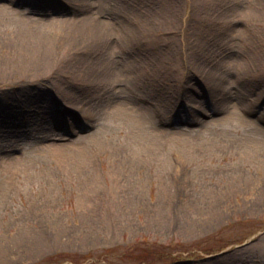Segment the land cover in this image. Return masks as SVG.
<instances>
[{"label":"rangeland","instance_id":"rangeland-1","mask_svg":"<svg viewBox=\"0 0 264 264\" xmlns=\"http://www.w3.org/2000/svg\"><path fill=\"white\" fill-rule=\"evenodd\" d=\"M68 1L0 0V63L12 61L25 31L52 41L65 67L112 63L117 79L99 75L86 89L79 80L64 89L54 77L0 83L12 110L23 96L36 100L24 121L0 127V264H264V204L254 203L264 187V0ZM81 12L153 37L124 54L116 44L98 55L100 42L84 43L66 63L61 25ZM106 36L112 45L116 36ZM132 59L146 67L126 82L118 69ZM194 64L205 72H188ZM208 67L223 77L220 90L204 85ZM110 99L137 101L162 129L157 160L133 120L108 111ZM63 101L82 126L58 139ZM118 168L133 173L140 206L115 209L111 194H88L92 170L107 183ZM243 179L259 189H238Z\"/></svg>","mask_w":264,"mask_h":264},{"label":"bare ground","instance_id":"bare-ground-1","mask_svg":"<svg viewBox=\"0 0 264 264\" xmlns=\"http://www.w3.org/2000/svg\"><path fill=\"white\" fill-rule=\"evenodd\" d=\"M77 1L80 5L81 0H69L68 2ZM82 6V5H81ZM64 26L61 30L64 34L63 40V51L67 52L68 59L66 61L69 62L70 57L74 54V48H77L80 45H83L84 43L91 44L92 41L96 40L98 43L100 42L101 46L99 49H97V54L101 55L104 50L114 47V45L117 44L118 50H121L120 53L124 54L126 51H128L127 48H129V44L131 42H138L142 39H151L153 37V33L149 30L145 31H133L132 33L126 34L122 32H119L117 26H112L106 24L105 21L102 19L100 20L97 18L96 15H92L91 13L87 12H81L79 16L74 17H68V20L64 22V24L61 25V27ZM111 26V27H108ZM112 32L113 36H116V38L113 40L114 43L110 46H108V41L106 34L108 32ZM34 34V33H33ZM39 34H41L39 32ZM19 39L17 40V43L15 44V48L13 49V56L12 61H7V63H0V83L11 81V83H19L18 85H27L31 83L32 81H40L43 79H46L48 77H54L56 82L65 88H68L71 85H74L77 80L83 82L82 87L86 89V85L89 82H95L100 78L99 75H102V78H104V81L106 78H108L109 83H113L117 77L115 70L117 67L111 63V65H104V69H100L98 66L94 67L91 66L89 63L83 66H77L73 62L70 63V65H65V62L61 60H55L54 59V53H53V45L51 44L52 41L48 40L43 36L42 34L39 35V37L34 34L35 37L32 36V32H23L20 33ZM119 40V42L117 41ZM128 40H131L128 42ZM96 44V43H95ZM124 49V50H122ZM127 49V50H125ZM73 60H76L73 56ZM258 62L251 61L250 66L256 67V64ZM195 70H188V72H196L198 71H204L205 68H201L200 65L194 64ZM259 66V65H258ZM146 67V64L137 62L134 59L132 61L130 60L127 64L122 65L119 67L118 70H120V73L123 74L125 77V81L127 82L128 78L131 77V73L134 72V74L140 75L138 71L142 70L144 71ZM246 69H249V65L246 67ZM212 70L210 67L206 68V74L202 78V81L204 82V85L207 86L210 90H220L223 83V77H217L216 79L212 76ZM156 70L154 69L152 75L150 76L151 80V86L156 87L157 86V80H156ZM120 80L121 78L118 77ZM78 84V83H77ZM1 86V85H0ZM2 89V88H0ZM61 92H63L61 90ZM65 92V91H64ZM26 96V95H25ZM21 97L18 96L15 98V104L18 99ZM122 99V98H120ZM6 99L0 98V127L5 126V122L9 120L10 118H13V116L19 117L18 121L22 122L25 119V107H28V105L36 101L32 97H22V99L17 103L16 109L12 110L10 109V103L5 102ZM126 102H122L118 99L109 100L107 103L108 111L112 112H118L122 113V115L131 118L134 122L133 125V133L136 135L138 139V143L141 145H144V147L147 149V154L152 158V160H157L159 157V154L161 152L160 148L162 147L161 142V133H163L161 128L153 126L151 121H148L142 114V110H145L144 108L140 107V104L137 103V101H130L126 99ZM14 101V100H13ZM19 103H22L21 106H18ZM64 103V104H63ZM63 103H60L63 105L61 106V109L56 108L60 112H57L58 115V121H57V127L54 125L52 131H55L59 134H51L49 133L47 137H52L55 134L59 135L58 139L62 138H69L70 135L73 132L74 128L80 129L82 126V121H78V118L72 114V111H70L69 108L64 107V105H67L65 101ZM64 112V113H61ZM93 113H95L92 110ZM91 112V113H92ZM150 114V111H148ZM197 112H199L197 110ZM154 113V112H153ZM133 114V115H132ZM155 115V114H153ZM132 116V117H131ZM66 118V119H64ZM22 119V120H20ZM81 122V123H80ZM144 122H147V127H150V131L148 132L145 129H142L141 127L144 126ZM80 123V124H79ZM9 127H11V130H16L17 127L16 124H13L10 122L8 123ZM26 124V121L24 125ZM48 132H50V128H46ZM148 132V133H146ZM46 137V138H47ZM56 138V137H53ZM57 145L61 144V141L56 143ZM113 148H118L117 146H114ZM250 149V148H248ZM116 150V149H115ZM114 151V150H113ZM115 152V151H114ZM117 155L118 153L115 152ZM120 154V153H119ZM119 157H122L121 155H118ZM89 160L88 155L82 156V161ZM138 159L134 160L133 162L135 164L138 163ZM10 165V164H9ZM88 164H85L87 166ZM117 167V165H115ZM91 169H94L93 167H90ZM115 168V167H114ZM89 169V167H88ZM102 175L99 174L98 171L92 170L91 173L87 175V178L89 179V186H88V194H98L101 192H104L109 195V197L112 198L113 201H108L110 204V207H114L115 209H126V208H135L141 205L139 200V185L135 183H131V180L133 178V173L131 171H125L124 169H119L117 171L114 170L110 171L107 174V183H102L101 179ZM242 181V180H241ZM129 185H137V186H129ZM172 184L169 185L168 188V195L170 196L172 193L173 188L171 187ZM246 186V187H245ZM105 187V188H104ZM238 189L242 188H258L255 185H252V183H248V181H245L243 179L242 182L236 185ZM164 190L167 189V187H163ZM133 190V193L131 190ZM259 189V188H258ZM257 190V189H256ZM227 192H229V189H227ZM263 194L262 197L258 200H256L254 203L264 204V187L262 190ZM112 196H111V195ZM257 195V193H256Z\"/></svg>","mask_w":264,"mask_h":264}]
</instances>
